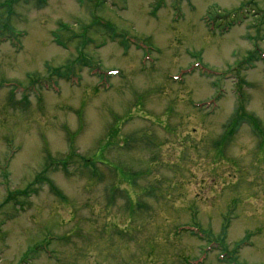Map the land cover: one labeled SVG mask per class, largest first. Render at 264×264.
I'll return each instance as SVG.
<instances>
[{
  "label": "rangeland",
  "instance_id": "374dc122",
  "mask_svg": "<svg viewBox=\"0 0 264 264\" xmlns=\"http://www.w3.org/2000/svg\"><path fill=\"white\" fill-rule=\"evenodd\" d=\"M19 32L0 264H264V0H0Z\"/></svg>",
  "mask_w": 264,
  "mask_h": 264
},
{
  "label": "trees",
  "instance_id": "16d2710c",
  "mask_svg": "<svg viewBox=\"0 0 264 264\" xmlns=\"http://www.w3.org/2000/svg\"><path fill=\"white\" fill-rule=\"evenodd\" d=\"M12 2V1H11ZM8 3L10 4V6L8 5ZM3 6H6L7 5V7H4V8H6L7 10H8V15L10 14V12H12L13 13V9L12 8H9L8 9V7H11V3L10 2H8V1H5L3 4H2ZM209 23V22H208ZM1 29L5 32L6 30H5V27L2 25L1 26ZM8 33V32H7ZM20 35H22V33L21 32H19L18 34H16V35H12L14 38H10L9 36H2L1 38H0V42L1 43H4V42H7V41H10L11 43H12V40L13 39H17V38H19L20 37ZM57 37V36H56ZM116 37V36H115ZM114 37V38H115ZM12 39V40H11ZM117 39V38H116ZM124 39V38H123ZM128 39V38H127ZM57 40V39H56ZM125 40V39H124ZM132 40L130 39V42H131ZM57 42L61 45V42L59 41V40H57ZM125 42L127 43V42H129V41H126L125 40ZM0 43V44H1ZM128 44V43H127ZM63 45V44H62ZM259 59H262V60H264V54L263 53H260V55H259ZM79 62H82L85 66L87 65V67H89L90 69H92L93 68V62H92V60H90V59H88V58H86L83 54H81L80 56H79V58L77 59V61L75 62V63H79ZM75 63L72 61V62H70L69 64H67L66 66H65V68H53L52 70H51V74H50V76H48V78H44V79H42V78H36L35 77V79H32V81H30V87H28V88H32V89H35V86L36 85H38L39 87H41V88H44V86H46V84H47V86L48 87H53V85L55 86V82H54V78H57V79H64V80H67V81H70V82H73V83H75V84H77V81H79L80 80V78H77V72H76V67H75ZM94 72L96 73V72H98L99 73V75L101 74V72L99 71V69H97L96 68V66H94ZM71 77H74L73 79H71ZM31 80V79H30ZM241 83V82H240ZM239 83V86L241 85ZM242 83H243V81H242ZM27 88V89H28ZM240 88V87H239ZM240 90H241V88H240ZM27 97V96H26ZM242 97V96H241ZM244 113V112H243ZM244 115V114H243ZM42 181H47V182H49V183H51V180L50 179H48L47 178V176H43V175H40V176H38L36 179H35V183H38V182H42ZM225 256H226V258H227V255L226 254H224L223 256H222V259L224 260L225 259Z\"/></svg>",
  "mask_w": 264,
  "mask_h": 264
}]
</instances>
